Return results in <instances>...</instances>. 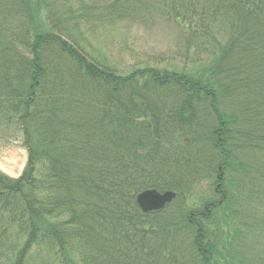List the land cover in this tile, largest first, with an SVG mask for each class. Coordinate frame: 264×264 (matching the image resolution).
Returning <instances> with one entry per match:
<instances>
[{
  "label": "trees",
  "instance_id": "trees-1",
  "mask_svg": "<svg viewBox=\"0 0 264 264\" xmlns=\"http://www.w3.org/2000/svg\"><path fill=\"white\" fill-rule=\"evenodd\" d=\"M157 16L212 77L118 75L72 35ZM0 121L27 151L19 178L0 172V264H218L220 245L264 264V0H0ZM147 190L175 199L143 213Z\"/></svg>",
  "mask_w": 264,
  "mask_h": 264
},
{
  "label": "rangeland",
  "instance_id": "rangeland-1",
  "mask_svg": "<svg viewBox=\"0 0 264 264\" xmlns=\"http://www.w3.org/2000/svg\"><path fill=\"white\" fill-rule=\"evenodd\" d=\"M72 35L79 39V46L88 56L111 66L118 75L125 76L136 69L151 67L157 70L175 69L203 76V79L212 77L208 66L210 61L205 58L207 54L201 53L200 44L189 40L176 26L159 16L142 22L83 21L79 32H72ZM23 142L22 132L15 122L0 121V172L12 179L19 178L27 164V151ZM210 190L211 184L207 181L195 184L188 195L187 207L192 210L201 208L211 195ZM231 212L232 208L224 215ZM221 213L223 211L219 215ZM235 227L236 221L232 219L220 226L223 241L229 235V239L235 242ZM221 248L222 245L219 247L222 261L218 264H239L240 259L232 249L226 246L227 251H223ZM44 258V255H34L31 264H40Z\"/></svg>",
  "mask_w": 264,
  "mask_h": 264
},
{
  "label": "water",
  "instance_id": "water-1",
  "mask_svg": "<svg viewBox=\"0 0 264 264\" xmlns=\"http://www.w3.org/2000/svg\"><path fill=\"white\" fill-rule=\"evenodd\" d=\"M175 194L172 192L159 193L155 190H147L136 197V203L144 213L158 212L172 202Z\"/></svg>",
  "mask_w": 264,
  "mask_h": 264
}]
</instances>
